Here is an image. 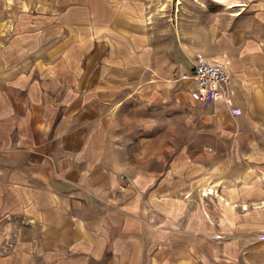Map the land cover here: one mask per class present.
<instances>
[{"label": "crops", "instance_id": "0c3cea01", "mask_svg": "<svg viewBox=\"0 0 264 264\" xmlns=\"http://www.w3.org/2000/svg\"><path fill=\"white\" fill-rule=\"evenodd\" d=\"M22 1L0 264H264V0H204L167 38L148 0ZM197 53L230 75L205 102Z\"/></svg>", "mask_w": 264, "mask_h": 264}, {"label": "rangeland", "instance_id": "374dc122", "mask_svg": "<svg viewBox=\"0 0 264 264\" xmlns=\"http://www.w3.org/2000/svg\"><path fill=\"white\" fill-rule=\"evenodd\" d=\"M25 3L22 0H0V89L3 88L9 71L17 65L12 63L25 62L27 58L32 57L31 54L34 51V49H26L24 42L15 43L16 36L22 35L21 38H24L26 35H23L20 27H18L19 16L16 17L17 8L22 6L25 9ZM147 5L149 22L155 24L160 33L158 35L163 36V38L168 37L169 30L175 28L177 20L178 23L185 20L186 15L191 16L198 11V8H207L210 12H216L217 9H220L212 4H206V6L204 0H148ZM11 20L18 21L11 27ZM14 44L17 45L12 48L11 46ZM3 55L8 60L4 62L5 64L1 60ZM177 134L181 142L186 140V137L191 136L180 125Z\"/></svg>", "mask_w": 264, "mask_h": 264}, {"label": "built area", "instance_id": "2783aa9c", "mask_svg": "<svg viewBox=\"0 0 264 264\" xmlns=\"http://www.w3.org/2000/svg\"><path fill=\"white\" fill-rule=\"evenodd\" d=\"M192 75L195 77L199 89V101L205 102L206 93L223 94L227 91L230 79L227 63L221 61H209L197 53L194 58Z\"/></svg>", "mask_w": 264, "mask_h": 264}]
</instances>
